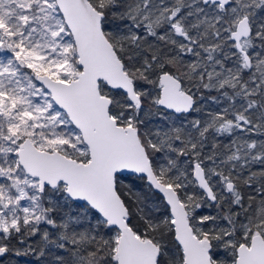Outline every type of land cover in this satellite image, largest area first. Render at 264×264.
<instances>
[{"label":"snow or ice","instance_id":"snow-or-ice-1","mask_svg":"<svg viewBox=\"0 0 264 264\" xmlns=\"http://www.w3.org/2000/svg\"><path fill=\"white\" fill-rule=\"evenodd\" d=\"M264 264V0H0V262Z\"/></svg>","mask_w":264,"mask_h":264},{"label":"trees","instance_id":"trees-1","mask_svg":"<svg viewBox=\"0 0 264 264\" xmlns=\"http://www.w3.org/2000/svg\"><path fill=\"white\" fill-rule=\"evenodd\" d=\"M36 259L35 256H22L15 258V264H34ZM0 264H4V262H0Z\"/></svg>","mask_w":264,"mask_h":264}]
</instances>
